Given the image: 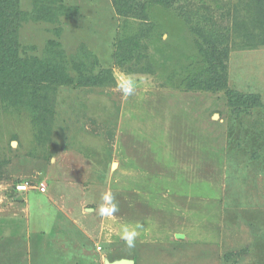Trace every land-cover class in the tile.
Segmentation results:
<instances>
[{
    "label": "rangeland",
    "instance_id": "obj_1",
    "mask_svg": "<svg viewBox=\"0 0 264 264\" xmlns=\"http://www.w3.org/2000/svg\"><path fill=\"white\" fill-rule=\"evenodd\" d=\"M64 2L59 26L22 23L20 55L54 39L69 64L89 54L111 78L59 86L48 130L0 101V264H264V0L154 3L147 20ZM189 25L227 37L224 85L203 83ZM122 75L138 84L127 100ZM106 191L111 219L98 215ZM137 224L129 249L121 230Z\"/></svg>",
    "mask_w": 264,
    "mask_h": 264
},
{
    "label": "trees",
    "instance_id": "obj_2",
    "mask_svg": "<svg viewBox=\"0 0 264 264\" xmlns=\"http://www.w3.org/2000/svg\"><path fill=\"white\" fill-rule=\"evenodd\" d=\"M111 1L118 14L147 20L149 7L154 3L170 7L178 0ZM65 11L68 7L64 0H32L30 11L20 8V0H0V101L24 109L34 125L47 130L52 124L59 86L74 83L78 86H97L105 81L103 77L106 81L111 78L109 69L101 68L99 73H94L98 60L94 56L91 59L89 54L75 56L69 64L61 43L54 39L47 41L41 57L20 55L18 36L22 23L44 21L59 26L61 17L73 13ZM189 26L198 37L196 42L199 38L204 41V44H199L200 54L206 63L203 83L208 88L224 85L223 73L229 45L227 37L212 30L207 33L201 26ZM56 29V34H59L61 26ZM120 51L121 48L117 54L124 58ZM69 65L77 73V79L71 75Z\"/></svg>",
    "mask_w": 264,
    "mask_h": 264
},
{
    "label": "clouds",
    "instance_id": "obj_3",
    "mask_svg": "<svg viewBox=\"0 0 264 264\" xmlns=\"http://www.w3.org/2000/svg\"><path fill=\"white\" fill-rule=\"evenodd\" d=\"M138 84L128 75H122L117 81V88L124 100L134 96L136 94ZM120 212V206L116 200V196L106 191L101 195V203L98 209V215L101 219L114 218ZM143 225L137 224L134 228L127 226L121 230L120 239L123 240L127 248L132 249L136 246V240L138 239V229H142Z\"/></svg>",
    "mask_w": 264,
    "mask_h": 264
},
{
    "label": "water",
    "instance_id": "obj_4",
    "mask_svg": "<svg viewBox=\"0 0 264 264\" xmlns=\"http://www.w3.org/2000/svg\"><path fill=\"white\" fill-rule=\"evenodd\" d=\"M104 264H134V261L130 260V259H120V260L114 261L112 263L105 261Z\"/></svg>",
    "mask_w": 264,
    "mask_h": 264
},
{
    "label": "built area",
    "instance_id": "obj_5",
    "mask_svg": "<svg viewBox=\"0 0 264 264\" xmlns=\"http://www.w3.org/2000/svg\"><path fill=\"white\" fill-rule=\"evenodd\" d=\"M17 188L20 190V189H25L26 188V184H19L17 186ZM42 191H44V187L41 188Z\"/></svg>",
    "mask_w": 264,
    "mask_h": 264
},
{
    "label": "bare ground",
    "instance_id": "obj_6",
    "mask_svg": "<svg viewBox=\"0 0 264 264\" xmlns=\"http://www.w3.org/2000/svg\"><path fill=\"white\" fill-rule=\"evenodd\" d=\"M121 259H125V258H121ZM117 260H120V259H117ZM117 260H113V261L104 260V262H105V261H108L109 263H112V262L117 261Z\"/></svg>",
    "mask_w": 264,
    "mask_h": 264
}]
</instances>
